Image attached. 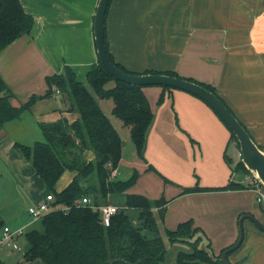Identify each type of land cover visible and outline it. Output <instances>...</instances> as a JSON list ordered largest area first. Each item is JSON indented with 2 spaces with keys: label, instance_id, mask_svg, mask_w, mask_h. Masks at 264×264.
I'll return each mask as SVG.
<instances>
[{
  "label": "crops",
  "instance_id": "crops-1",
  "mask_svg": "<svg viewBox=\"0 0 264 264\" xmlns=\"http://www.w3.org/2000/svg\"><path fill=\"white\" fill-rule=\"evenodd\" d=\"M97 1L20 0L33 16V26L0 50V76L18 102L43 94L45 77L60 72L65 64L78 80H85L97 61L93 38ZM104 29L109 51L125 68L135 72L174 70L213 85L264 151V0H111ZM142 91L153 112L144 159L135 149L130 156L122 152L114 177L125 168L129 173L136 169L138 176L125 192L150 199L163 196L168 202L162 226L173 229L191 218L218 254L236 240L241 214L251 213L261 222L250 198L256 195L255 189L225 187L245 183L236 174H244L236 167V143L227 126L198 96L158 85H145ZM161 93L163 99L158 103ZM63 103L54 92L0 127L1 195L8 179L13 181L16 176L21 178L23 185L18 184L28 206L43 199V194L26 189L25 182L34 171L14 143L43 139L42 122L60 117L73 121L77 113L66 111ZM92 158L91 151L84 153L83 159ZM74 174L65 170L56 190L66 186ZM194 186L202 189L183 192L184 187ZM118 195L124 199V194ZM111 199L110 203L123 206L124 201ZM35 223L30 217L12 227L0 217V224L21 227L23 232L42 231L43 226L41 230L30 227ZM243 230V240L228 255L229 262L264 264V230L248 218L243 219ZM21 237H17L18 243ZM33 261L41 264L39 259ZM28 263L22 252L0 247V264Z\"/></svg>",
  "mask_w": 264,
  "mask_h": 264
},
{
  "label": "trees",
  "instance_id": "trees-1",
  "mask_svg": "<svg viewBox=\"0 0 264 264\" xmlns=\"http://www.w3.org/2000/svg\"><path fill=\"white\" fill-rule=\"evenodd\" d=\"M33 22V16L24 10L20 0H0V50L16 37L28 33ZM104 45L109 59L125 72L165 73L183 77L174 70L145 69L143 72H135L125 68L109 51L105 29ZM183 78L212 91L233 113L213 85L191 77ZM45 81L47 88L43 94H32L21 103L0 76V127L17 118L36 100L49 97L54 92L59 93L66 111L77 113V117L71 122L60 117L51 122L40 123L43 134L41 140L31 144L14 143L21 150L24 160L31 164L34 174L44 183L46 193L53 194V204L69 206L66 210L57 208L45 213L39 219L42 231L30 229L22 233L25 242L23 259H39L41 264H162L166 258V245L178 242L187 247L178 249L175 264H223L219 257L225 247L218 254L214 253V260L206 251L197 248L200 238L193 242L184 239L191 238L197 231L203 232L193 224L191 218L179 222L173 229L162 226L168 202L163 196L150 199L142 194L125 192L138 176L136 169H131L125 178L110 177L111 170L119 165L123 140L110 117L103 111L99 100L111 98V114L127 128L136 155L144 159L153 112L142 91L143 85L114 79L98 59L86 72L83 81L78 80L73 69L66 64L60 72L47 75ZM108 83L111 85L107 86ZM158 86L173 89L165 85ZM162 99L163 93L159 95L157 102L160 103ZM230 139L239 148L231 131ZM88 150L93 153V158L85 160L83 156ZM236 167L250 174L241 158L237 160ZM148 168L151 169L152 166L149 165ZM65 170L75 174L66 186L56 190L55 185ZM257 183L261 186L258 181ZM225 187L254 186L234 182ZM199 189L202 188L184 187L183 192ZM110 194H124V202L111 216L107 226L100 222L99 210L92 209L88 204H74L82 197H89L95 205L108 203L107 196ZM129 209L138 212L140 226H134L130 220L127 213ZM2 226L0 224V229ZM142 229L147 232H141ZM208 247L212 249L210 243Z\"/></svg>",
  "mask_w": 264,
  "mask_h": 264
},
{
  "label": "water",
  "instance_id": "water-1",
  "mask_svg": "<svg viewBox=\"0 0 264 264\" xmlns=\"http://www.w3.org/2000/svg\"><path fill=\"white\" fill-rule=\"evenodd\" d=\"M109 0H98L93 15V38L96 46L97 59L105 70L114 78L133 85H165L176 89L185 90L205 101L218 115L227 128L234 134L241 155V161L250 174L261 184L264 189V151L255 143L239 119L212 91L194 81L183 77L165 73H128L119 69L107 56L104 45L105 12ZM248 218L259 228L264 226L251 213H243L238 218V235L236 240L225 247L220 254L223 264H230L227 254L235 250L242 242L244 236L243 219ZM200 238L197 248L204 250L214 260V252L208 247L209 239L203 232L197 231L191 238H184L193 242ZM166 239V238H165ZM169 245V243H168ZM168 245L166 247H168Z\"/></svg>",
  "mask_w": 264,
  "mask_h": 264
},
{
  "label": "rangeland",
  "instance_id": "rangeland-1",
  "mask_svg": "<svg viewBox=\"0 0 264 264\" xmlns=\"http://www.w3.org/2000/svg\"><path fill=\"white\" fill-rule=\"evenodd\" d=\"M110 85L111 83L107 84V86H110ZM99 104L102 106L106 115L111 117L112 122L114 123L115 127L117 128L119 132L120 137L123 140L122 150H123L124 155L130 156L132 151H134V145L129 137L127 128H125L122 125V122L120 121V119H118L117 117H114L110 112L111 106H112L111 98L100 99ZM229 149L231 151L232 147L230 146ZM238 151H239V148L237 147V159H239ZM28 164L30 163L28 162ZM236 174L242 177V182L244 183L247 173L244 172V174H241L240 172H237ZM31 175L28 177L29 179H27V181L25 182L26 189L36 191L39 195L43 194L44 196L47 190L45 185L43 184V182L40 180L38 176H35L34 173H32ZM127 175H129V172L125 168L124 170L121 171L120 174L117 175V178H125L127 177ZM248 180H251V176L249 177ZM18 183L23 185L21 182V178H18L15 176V180L13 181H10V179H8V184L5 182V184L7 185L4 187L3 195H1L0 193V217L4 220L5 223L10 224L12 227L18 224H23L30 220V216L28 215L26 211L28 207V200L26 197L23 196L22 189H21L22 186ZM26 189H25V193H27ZM111 196H112V199H111L112 202H116V201L123 202L124 201V199L122 198L123 196L118 195V194H110L107 196L108 202L110 201L109 198ZM250 198L254 206V211H255L256 216L264 224V211L262 210V208H260L259 204L256 202L254 194L250 195ZM127 213L130 216V220L132 221L134 226L136 227L140 226L141 221L138 218V212L135 209H129ZM33 226L39 228L40 230L42 229V224L39 219H37V223H35V225L33 224L30 227L32 228ZM141 232L146 233L147 230L142 229ZM19 244L21 247H24L25 242H24L23 236L20 238ZM186 247L187 246L184 245L183 243H178V242L168 245V247H166L167 248L166 258L162 264H175L176 252L178 251V249L180 248L184 249ZM28 264H34V261L33 260L29 261Z\"/></svg>",
  "mask_w": 264,
  "mask_h": 264
},
{
  "label": "built area",
  "instance_id": "built-area-1",
  "mask_svg": "<svg viewBox=\"0 0 264 264\" xmlns=\"http://www.w3.org/2000/svg\"><path fill=\"white\" fill-rule=\"evenodd\" d=\"M239 158L241 157L240 152L238 151ZM116 174V169H112L110 172V177H114ZM251 176V180H248ZM256 179L251 174H247L245 178V182H248L249 184H252L254 187L252 189H255V200L260 205L262 210H264V189L262 186H260ZM54 202V196L52 193H45L43 196V199L37 202L36 204H32L28 206L27 212L31 219L37 220L40 219L45 213H47L50 210L53 209H63L66 210L69 208V206L61 205L56 206L53 204ZM75 205L78 204H88L92 209L99 210V216H100V222L107 226L109 225L111 216L116 213L120 207L113 203H104L95 205L91 202L89 197H82L81 199L77 200ZM23 229L21 227L16 229H11L9 226L3 225L0 229V247L9 248L10 250H15L18 252L23 251V247L20 246V244L17 241V237L22 235Z\"/></svg>",
  "mask_w": 264,
  "mask_h": 264
}]
</instances>
